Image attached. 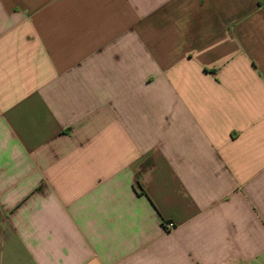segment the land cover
Masks as SVG:
<instances>
[{
	"label": "crops",
	"instance_id": "obj_1",
	"mask_svg": "<svg viewBox=\"0 0 264 264\" xmlns=\"http://www.w3.org/2000/svg\"><path fill=\"white\" fill-rule=\"evenodd\" d=\"M0 264H264V0H0Z\"/></svg>",
	"mask_w": 264,
	"mask_h": 264
},
{
	"label": "built area",
	"instance_id": "obj_2",
	"mask_svg": "<svg viewBox=\"0 0 264 264\" xmlns=\"http://www.w3.org/2000/svg\"><path fill=\"white\" fill-rule=\"evenodd\" d=\"M175 226H176V225H175L174 223H169V224L166 225L167 229H169V230L174 229Z\"/></svg>",
	"mask_w": 264,
	"mask_h": 264
}]
</instances>
